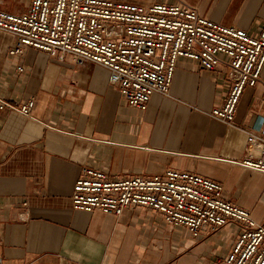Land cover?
I'll use <instances>...</instances> for the list:
<instances>
[{"label":"crops","instance_id":"obj_1","mask_svg":"<svg viewBox=\"0 0 264 264\" xmlns=\"http://www.w3.org/2000/svg\"><path fill=\"white\" fill-rule=\"evenodd\" d=\"M113 1L184 3L250 33L264 23V0ZM30 3L0 0V9L23 13ZM16 42L0 31V97L35 106L30 117L0 112V264L224 263L236 241L228 227L203 241L148 209L121 217L77 211L72 192L84 166L117 178L189 171L218 182L225 200L264 222V173L243 164L247 131L264 118V79L245 90L227 125L208 116L231 90L223 63L209 72L179 59L171 97L154 94L140 111L102 66L79 67L35 49L14 57Z\"/></svg>","mask_w":264,"mask_h":264},{"label":"built area","instance_id":"obj_2","mask_svg":"<svg viewBox=\"0 0 264 264\" xmlns=\"http://www.w3.org/2000/svg\"><path fill=\"white\" fill-rule=\"evenodd\" d=\"M0 31L17 42L11 56L35 49L60 62L107 69L110 83L134 110L145 111L151 97H171L179 59L197 62L213 72L221 63L229 70L231 90L225 103L208 116L232 125L247 88L264 79V23L258 33L217 24L184 3H138L113 0H31L26 12L0 9ZM226 58V59H225ZM19 72L24 68L19 66ZM33 100L17 107L0 97V112L30 117ZM264 118L247 131L243 164L264 173ZM214 180L185 170L168 169L158 177L117 178L84 166L73 187L77 211H100L121 217L130 209H148L165 223L186 229L206 241L230 228L236 241L223 264H264V222L223 197Z\"/></svg>","mask_w":264,"mask_h":264},{"label":"rangeland","instance_id":"obj_3","mask_svg":"<svg viewBox=\"0 0 264 264\" xmlns=\"http://www.w3.org/2000/svg\"><path fill=\"white\" fill-rule=\"evenodd\" d=\"M226 59V58H225Z\"/></svg>","mask_w":264,"mask_h":264}]
</instances>
